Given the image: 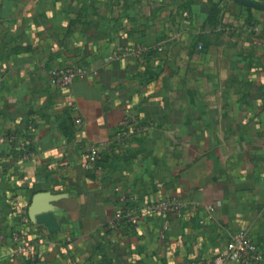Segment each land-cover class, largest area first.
<instances>
[{"label":"crops","instance_id":"obj_1","mask_svg":"<svg viewBox=\"0 0 264 264\" xmlns=\"http://www.w3.org/2000/svg\"><path fill=\"white\" fill-rule=\"evenodd\" d=\"M80 65L96 73L52 83ZM0 77V264H208L241 230L264 246V8L0 0Z\"/></svg>","mask_w":264,"mask_h":264},{"label":"built area","instance_id":"obj_2","mask_svg":"<svg viewBox=\"0 0 264 264\" xmlns=\"http://www.w3.org/2000/svg\"><path fill=\"white\" fill-rule=\"evenodd\" d=\"M133 52L138 54L143 61L147 49L141 44H136L133 47ZM96 71L87 66H67L56 69L52 72L51 81L58 87L66 88L71 83L79 78H85L95 74ZM2 87V77H0V88ZM80 120V119H79ZM122 141H127V134L122 137ZM99 151L93 150L87 157L86 164L88 166H95L97 169H102L101 164L98 163ZM181 203H174L173 201H162L152 206V209L158 213H164L166 211H173L177 215H182ZM213 210L212 206L208 207V211L211 214ZM208 213L209 216H211ZM118 220L112 222V226H116ZM160 237L165 238L166 232L161 231ZM20 248L27 247V243L24 237L19 233L13 235ZM35 260V257H33ZM215 260L220 261V264H264V246L258 244L252 237L251 233L247 230H241L235 234L226 244V246L214 253L208 264H215Z\"/></svg>","mask_w":264,"mask_h":264},{"label":"water","instance_id":"obj_3","mask_svg":"<svg viewBox=\"0 0 264 264\" xmlns=\"http://www.w3.org/2000/svg\"><path fill=\"white\" fill-rule=\"evenodd\" d=\"M240 1L245 2L247 4H253L259 8H264V4H261V3H255V2L248 1V0H240ZM39 196L40 195H37L36 199L34 200L30 208L31 215L35 216L39 222L48 223L51 230L59 229L58 222L55 216L53 215V213L49 211L48 209H43L41 205L39 204Z\"/></svg>","mask_w":264,"mask_h":264}]
</instances>
